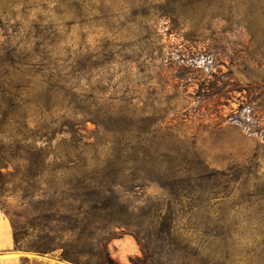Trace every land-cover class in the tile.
Returning <instances> with one entry per match:
<instances>
[{
	"label": "rangeland",
	"instance_id": "rangeland-1",
	"mask_svg": "<svg viewBox=\"0 0 264 264\" xmlns=\"http://www.w3.org/2000/svg\"><path fill=\"white\" fill-rule=\"evenodd\" d=\"M0 71L17 96L2 199L22 227L16 243L0 206V264H73L33 250L44 205L8 175L25 137L49 153L40 188L59 193L65 240L82 230L67 217L94 212L90 184L126 223L120 264L145 258L134 232L140 264H196L190 241L218 226L211 264H264V0H0Z\"/></svg>",
	"mask_w": 264,
	"mask_h": 264
},
{
	"label": "trees",
	"instance_id": "trees-1",
	"mask_svg": "<svg viewBox=\"0 0 264 264\" xmlns=\"http://www.w3.org/2000/svg\"><path fill=\"white\" fill-rule=\"evenodd\" d=\"M14 88H16V86L13 84V81L6 79L0 71V118L2 123L7 125L13 120V109L16 106L17 96ZM254 119L257 121L254 124V128L251 129V132L260 133L262 130L261 122L263 121V117L256 119V116H254ZM22 141V155L20 159L22 165L18 166L16 172L8 175L16 177L19 167L24 170L23 174L19 173V175L24 176L23 179H20L22 183H24V200H28L32 203L34 199H37L36 201L39 202V204L42 203L44 207L39 209V213L45 217L48 222V225L44 227L48 232H41L42 234L44 233L42 238L46 239L47 243L34 247L33 250L40 254H47L61 249L60 258L73 264H120L112 258L108 249V243L115 238V232L111 231V228L113 226L120 228L126 226L122 217H117L115 215L116 205L104 200L105 198L101 196V192L93 190L90 184L84 185L82 187L86 192L84 194L88 195L87 202L92 204L94 212L86 214L84 217H80L79 215L70 218L67 217L68 220H73L78 225H81L82 230L72 234L65 240L62 234L63 231L60 233V231L52 225L53 223L57 224L62 222L56 202H50V200L57 201L59 193L54 190L52 194H48L45 190L40 188L47 166L49 165V153L46 151V148L37 146L36 141L30 143L29 139L26 137ZM8 164L10 163L8 161L6 162L5 157L0 156V206L9 216L13 228L14 240L18 243L22 236V227L19 223V217L17 214L11 213L5 208V202H3L2 199L7 190L6 186H8L9 181H1V178L6 177L1 169L5 168ZM105 224L106 226L103 229H93L96 228V226H104ZM219 228L220 226L215 228L216 231L210 230L203 235L205 238H208V246L203 247L199 245L197 241H190L191 260L194 263L211 264L212 261L216 260L212 255H204V253L210 250V246L214 244V242L223 240L226 236L229 237L228 234L230 233L227 234V232H222L223 229L226 230L224 227L221 226L220 232L217 231ZM134 234L137 240L141 242L144 253H146L144 260L138 261L140 264L148 259L147 246L143 243L145 237H142L140 232H134ZM175 237L178 239L176 235ZM17 255L18 254L11 256ZM132 264L138 263L133 262Z\"/></svg>",
	"mask_w": 264,
	"mask_h": 264
}]
</instances>
